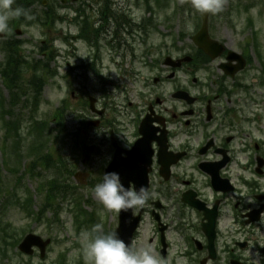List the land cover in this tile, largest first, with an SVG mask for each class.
Returning <instances> with one entry per match:
<instances>
[{
  "label": "flooded vegetation",
  "instance_id": "1",
  "mask_svg": "<svg viewBox=\"0 0 264 264\" xmlns=\"http://www.w3.org/2000/svg\"><path fill=\"white\" fill-rule=\"evenodd\" d=\"M75 8L82 18L83 4ZM135 40L119 74L102 84V99L77 107L78 171L96 185L115 166L125 186L150 193L125 217L129 230L141 216L136 230L120 238L151 246L163 264H264V77H243L257 55L225 41L224 49L210 47L214 58L194 43L138 54ZM96 224L116 231L120 216L106 211Z\"/></svg>",
  "mask_w": 264,
  "mask_h": 264
},
{
  "label": "rangeland",
  "instance_id": "2",
  "mask_svg": "<svg viewBox=\"0 0 264 264\" xmlns=\"http://www.w3.org/2000/svg\"><path fill=\"white\" fill-rule=\"evenodd\" d=\"M45 1V0H44ZM83 1V2H82ZM82 2V3H81ZM112 4V10L116 12L120 17L124 18L122 15L132 18L137 15L139 20L148 19L150 17L155 19L156 30L150 36L149 42H155L163 45L164 43H173L177 44L178 50L187 48L189 46L190 37L194 35L199 29L201 24V19H199V13L194 12L186 0H171L170 6L167 8L159 9L155 6V0H151V4L154 7V10L150 13L147 11V4L145 0H110ZM85 5V9L91 13L90 20L93 22L99 19L100 10H105L107 3L103 0H81L80 2H75L73 0H67L65 5L74 8L77 5ZM62 0H46V4L42 5L41 2L34 3L31 7L30 16L32 18H44L45 13L49 11V8L56 9L55 16L59 18L60 16L68 15V18H63L62 20L56 21V25H50V27H44L41 24H28L27 22H19V24H13L10 27V20L8 22V28L11 30L16 29L21 30L20 36L14 37L21 43V51L24 52L26 56L33 59H40L42 57L40 49L43 44L52 47L56 52V59L51 62V66L56 69L57 75L55 77H50L47 80V83L44 85L42 90V100L40 104L39 111L35 114L38 119L46 120L48 122L47 129L52 132L54 141L50 143V148L55 153V155L60 151L61 144L59 140V134L57 135L58 125L55 122H51L55 113H57V108L67 103L68 107L73 111L76 110V96L84 93L83 87L87 86L88 94L90 91L94 93L97 86V81L95 77L90 76L88 83L86 79L83 78L84 71L82 70H73L68 67V64L71 65V68L74 66H79L81 62L89 60L88 57L91 53V49L85 46L82 40L72 39V36H75L79 32L78 26L73 24L75 13L68 9L62 7ZM246 7H249V10H246ZM154 13V14H153ZM130 15V17L128 16ZM169 17L170 20L166 18ZM32 18L26 19L30 20ZM65 20V21H64ZM110 32L113 33L116 29L114 25V18L110 20ZM191 22L193 30L191 32L186 30V24ZM99 25V22H98ZM210 28L213 35L225 42L228 46L241 51L246 49L248 53L254 55L256 59L255 51L252 47L253 39L257 36L256 43L260 48V51L264 54V0H224V10L219 15H211L210 19ZM166 37V38H165ZM66 38L71 45L65 43ZM112 36H109L106 40H110ZM130 39V38H129ZM65 40V41H64ZM138 41V39H137ZM141 41V40H140ZM142 44V43H140ZM100 45L102 47V62H103V73L107 74V77L111 74L115 77V73L119 74L116 69V64L111 60L110 51L107 49L106 41L101 40ZM135 48L138 49L137 53L144 51L145 47L143 45L135 44ZM125 54H128L127 51H123ZM164 53V52H163ZM82 56V57H78ZM4 59V52L0 51V62ZM100 61L97 63V67L100 65ZM260 61H253L252 68L246 72L243 77L248 79L250 82L256 80L258 77L263 76L261 72ZM100 68V66H99ZM81 76V84H78V76ZM118 78H113L112 81L116 82ZM111 81V80H110ZM0 79V89L3 90L5 95H8V91L1 85ZM81 86V88H79ZM78 90V92H76ZM75 92V95H73ZM71 112V111H70ZM72 121H70L71 123ZM24 131L27 133L29 127L28 122L23 123ZM5 129L0 126V148L4 146L3 137ZM56 135V136H54ZM25 136V134H23ZM30 141V140H29ZM29 141L24 143L23 149L26 151ZM20 151V150H18ZM9 153V149H8ZM52 153V152H51ZM52 153V154H53ZM70 153V151L68 152ZM54 155V154H53ZM5 155L1 152L0 149V163L4 159ZM9 166L17 167L18 171L9 172L7 168L2 171L0 179V218L1 222L12 223L13 227L18 228H29L31 230L37 231V233H47L44 229L43 224L39 223L40 221L35 218L29 217L26 212L16 204V197L14 198L15 203H9V195L16 192L18 196H24L26 190H31V194L35 199L36 208H38L45 199L46 188L40 191L38 186L44 184L47 180L54 176V170L42 169L40 175L42 177L35 178L34 176L28 174L23 178V180L18 183L17 177L20 175L19 172L22 169V164L17 162L16 157L8 156ZM32 160L28 159L24 161L23 169L29 167V164ZM46 176V178H44ZM6 193H3V192ZM6 194V195H4ZM4 195V196H3ZM72 200V195H69L65 199L64 203H60V200L57 199L58 203L63 206L61 214V237L65 238V248L74 247L75 243L81 241L78 237L75 229L73 228V221L69 215L67 208L71 205L70 201ZM26 215V216H25ZM46 217L48 219L54 218L55 214L53 211L46 212ZM53 232L58 235L57 224L53 225ZM58 246L55 247L54 252H52L48 257V264L51 263L52 259L57 255ZM75 251L70 253V257L75 256ZM12 256V261L2 262L0 258V264L10 263V264H21L20 261L24 257ZM35 262H39L38 258H34Z\"/></svg>",
  "mask_w": 264,
  "mask_h": 264
},
{
  "label": "clouds",
  "instance_id": "3",
  "mask_svg": "<svg viewBox=\"0 0 264 264\" xmlns=\"http://www.w3.org/2000/svg\"><path fill=\"white\" fill-rule=\"evenodd\" d=\"M186 2L199 14L219 15L224 10V0ZM12 4L13 0H0V32L8 30L10 19L21 15L20 10L12 8ZM186 30L189 32L193 30L191 22L186 24ZM101 74L107 76L106 73ZM124 146L128 147V144L125 142ZM92 192L105 210L117 215L121 212H135L145 207L150 199V193L143 187L139 189L131 185L126 187L120 174L115 171L106 172L103 182L96 184ZM82 249L85 264H163L151 246L126 243L117 232L105 233L100 225L94 226L91 234H82Z\"/></svg>",
  "mask_w": 264,
  "mask_h": 264
},
{
  "label": "trees",
  "instance_id": "4",
  "mask_svg": "<svg viewBox=\"0 0 264 264\" xmlns=\"http://www.w3.org/2000/svg\"><path fill=\"white\" fill-rule=\"evenodd\" d=\"M36 0H15L14 1V4H13V9L14 10H20L21 12V15L19 16H16L14 18H12V21H13V24H19V22L21 21H25L27 22L28 24H31L33 22H38V21H43L44 24H54L57 17H51L49 14L46 15L47 18H41V19H38V18H32L30 16V11H29V8L30 6L35 2ZM39 2L42 3L43 0H38ZM155 3L158 5V6H162V5H166L169 3V0H155ZM151 2L149 0H147V5H150ZM25 13L27 14V16H25ZM29 18H32L30 20H26V19H29ZM0 49L3 50L8 54V57H9V67L8 69H13V70H17L18 72L15 73L16 74H20L21 70H20V66H18V63L17 64H14L16 63L18 60H19V57H20V49H19V43H17V41H14V42H9V41H5L3 42L2 44H0ZM11 63H13L12 67H11ZM35 69V72L37 73V76H39L42 80V75L41 73L36 70V67H34ZM10 71V70H9ZM8 73V72H7ZM35 77L34 78V81H30L29 82V85L31 87H34V89L37 87H39L38 89V92L42 90V86H43V83L38 82L37 78L38 77ZM10 87V86H9ZM19 129L17 128H9L7 129V132L8 133H11V132H18ZM30 132H34V133H42V132H48L46 131V127L44 125H38L37 123H34L32 124L31 128H30ZM5 243H9L6 239L4 240ZM11 244H15L16 243V240L15 238L13 237V242H10Z\"/></svg>",
  "mask_w": 264,
  "mask_h": 264
},
{
  "label": "water",
  "instance_id": "5",
  "mask_svg": "<svg viewBox=\"0 0 264 264\" xmlns=\"http://www.w3.org/2000/svg\"><path fill=\"white\" fill-rule=\"evenodd\" d=\"M4 35H5L4 33H0V37H3ZM195 39L197 41H198V39H200V40H208V20H207V14H203V26H202V29H201L200 33L195 37ZM199 43H200L201 46L202 45H205V44L202 43V41L199 42ZM25 243L26 242H24L23 245H21V249L23 251H27V248L24 247L25 246ZM42 249H43V246H42Z\"/></svg>",
  "mask_w": 264,
  "mask_h": 264
}]
</instances>
